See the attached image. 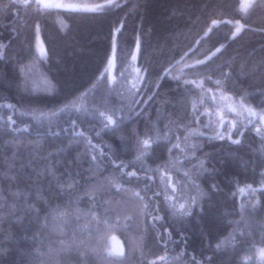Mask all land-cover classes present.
I'll use <instances>...</instances> for the list:
<instances>
[{
    "label": "trees",
    "instance_id": "trees-1",
    "mask_svg": "<svg viewBox=\"0 0 264 264\" xmlns=\"http://www.w3.org/2000/svg\"><path fill=\"white\" fill-rule=\"evenodd\" d=\"M62 1L98 9L0 0V197L8 201L0 200V264H264V217L258 213L251 227L236 223L241 205L264 204V0L245 10L240 0ZM201 62L215 71L211 80ZM221 72L231 76L230 88L215 86ZM130 104L124 132L143 135L150 124L163 137L144 154L134 139L104 129L98 115L114 108L120 118ZM69 117L84 122L76 132L95 126L105 143L119 145L115 164L103 145L90 164ZM153 148L163 160L150 159ZM42 157L81 190L41 201V218L57 207L67 214L49 217L34 235L24 196L13 193L31 186L35 195L27 174L45 165ZM20 169L24 178H6ZM99 173L115 187L97 185L93 201L83 187ZM197 185L210 195L189 208ZM105 202L120 216L110 231L91 216ZM113 237L119 256L109 255Z\"/></svg>",
    "mask_w": 264,
    "mask_h": 264
},
{
    "label": "snow or ice",
    "instance_id": "snow-or-ice-1",
    "mask_svg": "<svg viewBox=\"0 0 264 264\" xmlns=\"http://www.w3.org/2000/svg\"><path fill=\"white\" fill-rule=\"evenodd\" d=\"M25 6H30L29 0H24ZM37 9H48L52 7H61V5L56 4H50V3H44L43 0H36L35 4ZM113 48H115V44H113ZM217 51H220L217 49ZM135 58V55L133 56ZM203 70L200 72L201 75H205L208 72H211V75H208V79L211 80L212 75H216L215 71L209 69L207 65H203ZM220 76L223 77V79H217L215 81L216 87H224V88H230L232 86V78L231 76L221 72ZM177 87L179 88V83L177 84ZM67 100V98H65ZM70 103V102H69ZM55 106V105H54ZM46 107V106H45ZM136 105L130 104V106L127 108V112L125 115H123L120 118L116 117V109H111V115H106L105 112H99L98 115L103 118L105 121L103 124L104 129H110L113 133L118 134V138L121 140H127L132 141L135 140V150L137 152H141V154H144L145 150L149 147L150 142L155 144L157 141L163 139V137L160 136L159 132H157L153 126L150 124L146 126V130L141 135L136 131L135 128L130 129L128 132H124V127H126L123 124L124 120H130L131 113L135 111ZM67 110V105L65 106V111ZM106 111H108L106 109ZM255 114V113H253ZM61 115H63V112H61ZM70 123L73 128V138L78 141L79 144L83 145L84 152L83 155L85 157L89 158L90 164L95 163L97 161V156L93 153L97 152L101 145L104 147H107L108 151L112 152L113 159L110 161L112 164H115V160L120 158V147L119 145H116L114 148L112 144L105 143L103 137L101 136V130H96L95 126L86 127L84 131L76 132L75 129L77 127H83L84 122L80 120V117L72 118L69 117ZM260 120L261 124L264 125V109L261 110L260 113ZM92 132H95V135H90ZM107 135V133H105ZM219 138L223 139L224 136L222 133H217ZM100 138L99 144H93L92 140L96 138ZM34 147L39 145V141H34ZM174 147H179V145H174ZM169 152H171V149H168ZM101 156H104V153L101 151ZM42 159L46 162L47 157H42ZM153 161L156 160H163L164 155L162 152H157L156 148H153L152 150V156L150 157ZM167 161H165V164ZM121 164L124 165V167H131L134 165V162H128L125 163L124 161H121ZM120 171L123 172V167L120 165H115V168L113 171ZM109 169L107 166L104 168V172H108ZM79 175V173H77ZM129 177L134 176L135 173H128ZM6 178L10 180H17L24 178V170L20 169L17 170V172L11 176L6 174ZM27 179L32 181V185H34L35 195H33V189L30 186L29 190L24 193H13L14 196L23 195L24 196V207L28 210V212L31 215V220L29 221L30 227L34 230V235H39L42 233V230L47 227L49 217L52 219H61L66 216V211L57 208L51 209L49 212H46L44 217L41 218L40 212L43 210L42 207H37V205L43 201L44 205H48L52 198H62L63 194L67 193L71 195L74 191H80L81 186L79 184V181L75 179L74 176L71 174L68 175L67 179H65L64 176H57L56 170L54 166L48 164L47 162L42 168H36L33 169L31 172L27 174ZM122 183H129L130 181H125L124 177L121 176L119 178ZM150 179V178H149ZM114 178L109 176H104L102 173H99L95 176V179H89L85 181V186L83 187V193L84 195L88 196L93 201L95 200V191L96 186L100 185H107L109 189L115 187L114 184ZM46 185V186H45ZM215 188V185L212 186ZM250 188V186H249ZM196 191L198 193V196H191L190 203L188 207H192L193 205H196L199 202V196L204 195H210V192H205L202 189L199 188V186H196ZM252 192H255L256 189H251ZM264 194V193H262ZM133 196H139V193H133ZM0 200H3V203L5 207H8V201L6 197H0ZM29 201H32L31 203ZM147 207V206H146ZM181 209L185 208V205H180ZM16 208V205H11V209L14 210ZM260 214L262 217H264V204H261L259 201L253 202L251 206V210L246 209L244 205H241L240 207V219L236 221V223L239 224H245L251 227V222L255 219V216L257 214ZM9 214H12L10 211ZM92 219L95 220L98 224H102L104 226L105 231H110L112 229L118 228L121 226L120 224V216L116 215L115 218L112 216V211L110 206H108V202H105L101 205H96V211L91 212ZM260 232H261V238L264 240V222H261L260 224ZM231 235V233L229 234ZM241 237L245 236V233L241 231L240 233ZM233 240L236 238L233 236ZM122 253H117V255H121ZM264 254V253H262ZM109 255H112L110 252ZM157 260L163 261L164 257H157ZM147 264H157L156 260H150L147 262ZM194 264H200L199 261H194ZM204 264H212L211 258H208Z\"/></svg>",
    "mask_w": 264,
    "mask_h": 264
},
{
    "label": "rangeland",
    "instance_id": "rangeland-1",
    "mask_svg": "<svg viewBox=\"0 0 264 264\" xmlns=\"http://www.w3.org/2000/svg\"><path fill=\"white\" fill-rule=\"evenodd\" d=\"M36 1V0H35ZM44 3H50L53 5L59 4L61 5V7L58 8H63V9H67V10H97L98 7L95 6H90V7H86L84 5H77L75 3H63L62 0H43ZM252 0H240V9L241 10H245L249 7V5L251 4ZM109 252L112 253V255L114 256H119L117 255V253H122V247L120 245V243L117 241L116 238H111L110 239V243H109ZM264 251L261 252L260 256H264Z\"/></svg>",
    "mask_w": 264,
    "mask_h": 264
}]
</instances>
